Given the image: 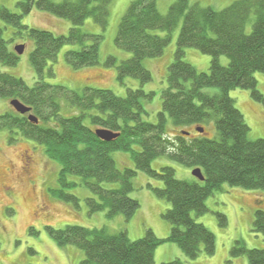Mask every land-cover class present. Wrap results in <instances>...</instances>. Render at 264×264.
<instances>
[{"label": "trees", "instance_id": "trees-1", "mask_svg": "<svg viewBox=\"0 0 264 264\" xmlns=\"http://www.w3.org/2000/svg\"><path fill=\"white\" fill-rule=\"evenodd\" d=\"M112 2L19 0V13L0 7V20L14 29V35L27 37L34 44L29 63L35 74V83L29 87L21 78L0 70V98L19 101L30 109L28 115L38 120L34 124L27 115L18 114L10 106V110L0 113V131L8 132L9 143L13 142V136L19 135L43 148L45 156L57 166L58 199L64 197L75 202L63 190L76 184L85 186L91 193L86 199L89 213L105 211L107 218L122 215L128 222L139 208V202L129 196L136 171L162 184L156 187L149 183L147 187L170 206L162 214L170 226L166 238H158L148 228L142 238L133 241L127 230L109 233L105 228L66 226L57 231L48 228L59 246L71 245L83 252L80 264H153L155 249L166 242L176 244L188 260L201 254L211 257L216 252L215 237L193 215L207 213L206 200L222 192L224 186L264 193V139H249L243 115L229 96L232 90H247L264 107V95L258 91L255 78L257 73L264 74V0H237L221 11L190 4L189 0H176L166 14L158 11L157 0H134L129 4L114 44L130 57L118 62L110 56L103 63L104 67H115L120 84L128 77L142 84L151 80L143 60L160 57L171 42V32L181 22L156 123L142 118L143 102L150 100L154 92L127 89L125 97H118L109 90L85 87L77 92L44 80L46 74L54 75L51 64L64 46L79 47L65 53V61L72 68L99 64L103 35L85 32L82 27L91 19L104 31ZM34 10L67 20L71 25L68 34L57 36L23 25L22 17ZM249 24L251 28L247 31ZM156 31L165 32V36L157 35ZM186 48L210 57L208 72H198L184 61ZM221 56L227 57V66L220 64ZM18 60L19 55L8 48L0 29V65L13 67ZM212 87L219 92L203 91ZM62 100L76 114L63 116ZM165 115L179 130L173 136L166 133ZM210 122L217 138L206 137ZM191 127L203 129L204 133L193 135L188 130ZM99 129L118 136L103 141L96 136ZM115 151L128 153L134 169L119 170L111 155ZM162 156L191 170L200 169L204 181L178 180L169 166L152 169V161ZM106 184L116 186L107 188ZM258 198L251 231L262 235L264 240V200ZM215 216L219 227H226L225 215L215 213ZM229 256L244 257L248 264H264V249H247L242 240L232 244ZM161 264L183 262L175 258Z\"/></svg>", "mask_w": 264, "mask_h": 264}, {"label": "rangeland", "instance_id": "rangeland-1", "mask_svg": "<svg viewBox=\"0 0 264 264\" xmlns=\"http://www.w3.org/2000/svg\"><path fill=\"white\" fill-rule=\"evenodd\" d=\"M18 1L0 0V7L19 13ZM132 1L134 0H113L110 4L108 25L104 31L91 19L85 21L82 27L85 32L103 35L99 47L98 65L72 68L67 64L64 56L66 52L79 47L64 46L59 51L57 60L51 64L54 75L46 74L44 80L46 83L60 85L77 92H81L85 87L109 90L118 97H125L127 89H142L146 93L154 92L150 100L143 102L145 113L142 118L146 122L156 123L157 114L161 110L160 95L167 86V68L173 61L181 22L171 32V42L163 54L157 58L143 60V66L151 73V80L142 84L139 80L128 77L123 84H120L115 67L107 68L103 63L110 56L116 58L118 62L130 57L129 53L115 46L114 40L120 20ZM235 1L237 0H189L190 4L197 3L201 7H210L215 11H221ZM175 2L176 0H157L158 11L166 14L168 8ZM21 23L31 28L50 31L57 36L67 35L71 28L67 20L37 10L24 15ZM250 28L249 24L247 31ZM0 29L3 38L8 41V48L13 49L15 45L24 46L16 66L0 65V70L21 78L26 85L32 86L35 83V74L29 63V55L34 44L27 37L21 38L14 35V29L1 20ZM155 33L165 36V32L156 31ZM184 61L191 64L198 72H208L210 57L195 49H185ZM219 62L223 66L228 65V59L225 56H221ZM255 78L258 91L264 95V74L257 73ZM203 91L208 94L219 92L213 87ZM229 96L234 100L236 109L243 115L249 128V139H264V107L255 102L251 98L250 91L247 90L235 89L229 92ZM10 109L8 100L0 98V113ZM61 114L70 116L76 114V110L68 107L62 100ZM85 123H88L87 120ZM165 129L169 136L179 132L168 115H165ZM188 130L195 134L192 127ZM7 133L5 130L0 131V264H80L84 258L83 252L71 245L59 246L48 228L56 231L63 230L66 226L105 228L109 233L127 230L128 237L132 241L142 238L147 228L151 229L158 238H166L169 235L170 226L162 218V214L170 206L147 187L149 183L161 187L160 182L149 180L145 173L136 171V175L132 178L133 190L129 196L139 202V208L128 222H125L122 215L107 218L105 211L89 213L86 199L91 197V193L85 186L76 184L74 187L63 190L64 194L73 196L76 199L75 202L64 197L58 199L57 166L45 156L41 146L19 135L13 136V142L9 143ZM206 137L217 138L213 122L207 124ZM111 155L119 170L134 169L133 161L128 153L115 151ZM28 156L31 159L26 172L24 163ZM151 166L154 170L169 166L173 168L178 180H194L191 169L172 162L164 156L153 160ZM71 180L77 181L72 178ZM104 186L113 188L116 185ZM258 197L264 200V193L224 186L222 192H216L206 200L207 213L199 217L193 215L197 223L205 226L214 235L215 254L211 257L201 254L195 260H188L185 256L184 258L177 256L168 258V254H164L163 259L154 257L153 264H161L174 258H180L183 264H248L244 257L230 259L229 250L235 241L240 240L247 249H264L263 236L251 231ZM215 213L225 215L226 227H219ZM159 247L161 249L173 247L181 252L172 242H166L157 248Z\"/></svg>", "mask_w": 264, "mask_h": 264}, {"label": "water", "instance_id": "water-1", "mask_svg": "<svg viewBox=\"0 0 264 264\" xmlns=\"http://www.w3.org/2000/svg\"><path fill=\"white\" fill-rule=\"evenodd\" d=\"M14 50H15V52L18 55H21L23 53V51H24V46L23 45L15 46ZM10 105L13 107V109L18 114L24 115V114H29L30 113V109L28 107H26L25 105H23L22 103H20L19 101H17V100L10 101ZM28 120L30 122L34 123V124L38 123V120L33 115H28ZM194 131L197 132V133H204V130L200 129V128H195ZM95 133H96V136L99 139H101L103 141H106V142H109V141L115 139L118 136V134L113 133V132L108 131V130H104V129L96 130ZM181 135H189V133L181 132ZM191 174L197 180L204 181V176L202 175V172H201L200 169H193L191 171Z\"/></svg>", "mask_w": 264, "mask_h": 264}, {"label": "crops", "instance_id": "crops-1", "mask_svg": "<svg viewBox=\"0 0 264 264\" xmlns=\"http://www.w3.org/2000/svg\"><path fill=\"white\" fill-rule=\"evenodd\" d=\"M160 235H164V234L163 233H160ZM164 254H168V258L169 257L171 258L173 256H177V257H180V258H184L183 253H181L180 251H178L177 249H175L173 247H171L170 249L168 247H164L162 249H161V247L157 248L156 251H155V253H154V257H155V259L156 258H162L163 259V255ZM168 258H166V259H168ZM180 258H178V259H180Z\"/></svg>", "mask_w": 264, "mask_h": 264}, {"label": "flooded vegetation", "instance_id": "flooded-vegetation-1", "mask_svg": "<svg viewBox=\"0 0 264 264\" xmlns=\"http://www.w3.org/2000/svg\"><path fill=\"white\" fill-rule=\"evenodd\" d=\"M26 159V161H25V163H24V166L26 167L24 170L27 172L28 170H27V168L29 167V164H30V157L28 156V157H26L25 158Z\"/></svg>", "mask_w": 264, "mask_h": 264}]
</instances>
